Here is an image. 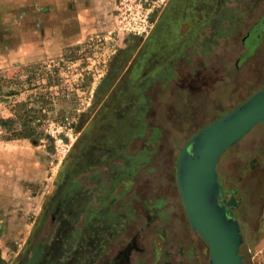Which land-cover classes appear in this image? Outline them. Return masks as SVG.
Segmentation results:
<instances>
[{
    "label": "rangeland",
    "instance_id": "rangeland-1",
    "mask_svg": "<svg viewBox=\"0 0 264 264\" xmlns=\"http://www.w3.org/2000/svg\"><path fill=\"white\" fill-rule=\"evenodd\" d=\"M173 1L181 8L165 13L159 29L170 30L178 47L149 71L154 44L144 47L142 65V39L114 30L70 46L59 60L0 69V118L20 128L14 108L24 102L38 110L32 124L40 133L35 144L5 140L0 126V181L15 193L0 198V264H18L26 247L29 264H113L128 246L119 264H207V247L190 228L176 188L175 159L200 126L264 86V0ZM125 74L128 83L119 84ZM117 84L116 98L107 101ZM81 135L83 144L119 147L72 176L98 188L64 235L49 216L32 235ZM215 169L221 185L247 192L230 196L243 264H264V124L225 149Z\"/></svg>",
    "mask_w": 264,
    "mask_h": 264
},
{
    "label": "water",
    "instance_id": "water-1",
    "mask_svg": "<svg viewBox=\"0 0 264 264\" xmlns=\"http://www.w3.org/2000/svg\"><path fill=\"white\" fill-rule=\"evenodd\" d=\"M256 123L264 124V87L196 131L177 153L176 188L190 228L207 247V264H243L239 226L227 209L233 201L223 197L215 167L220 154ZM129 248L116 260L126 253V261Z\"/></svg>",
    "mask_w": 264,
    "mask_h": 264
},
{
    "label": "crops",
    "instance_id": "crops-1",
    "mask_svg": "<svg viewBox=\"0 0 264 264\" xmlns=\"http://www.w3.org/2000/svg\"><path fill=\"white\" fill-rule=\"evenodd\" d=\"M115 3L116 0H0V69L44 57L59 60L70 46L86 39L108 38L113 35ZM6 184L0 181V198L15 196L3 188Z\"/></svg>",
    "mask_w": 264,
    "mask_h": 264
},
{
    "label": "flooded vegetation",
    "instance_id": "flooded-vegetation-1",
    "mask_svg": "<svg viewBox=\"0 0 264 264\" xmlns=\"http://www.w3.org/2000/svg\"><path fill=\"white\" fill-rule=\"evenodd\" d=\"M169 2V1H168ZM172 2V3H171ZM201 4V3H200ZM202 5H205L202 4ZM200 6V5H199ZM181 5L174 3L173 0H170V3H167L166 6L164 7L162 13L160 15H157L154 20V24L150 32L141 40L142 46H141V52H139L138 57L142 60V65H144L146 58L144 54H142V51L144 47L147 44H154V47H156V50L153 52L154 55H152L148 61V66L147 70L149 71L150 69L156 68L159 65V62L161 61V55L166 54V52H176V48L178 47V42L176 40L171 41V36H170V30H168L166 27H163L162 30L159 29L163 16L165 13H177ZM168 38V40H167ZM161 51V52H160ZM137 57V58H138ZM139 59V60H140ZM139 78L142 79V76L139 74ZM130 78L125 74L122 77L121 83L127 82ZM131 81V80H130ZM133 81V80H132ZM139 81V80H138ZM117 87L113 88L111 91L110 95L107 97V101L115 99V94L118 89V84L116 85ZM120 86V85H119ZM82 135L78 138V140L75 142L74 147L76 146L79 147L76 151L73 153V162L69 166V162L67 161L66 164L64 163V169L63 172L59 175L57 178V181L54 185L53 191L51 192V195L44 201L42 210L40 212L39 217L37 218V221L34 225V228L32 230V235H35L37 232V228L39 225L42 223L46 217L50 218V222L54 223L56 222L57 226V233L60 238L64 235L63 233L66 232L67 229H69L71 220L75 218L79 212L86 210V200L89 197V193H94V191L97 190L96 183L98 180V175L96 174L93 178V183H95V186H92L91 188H84L82 185L79 183V181L75 182L71 180L72 176L75 174H78L81 171H84L92 165H97L100 164L104 161V159L101 158L100 155L104 154H111L116 151L117 145L119 147V144H111L109 145L107 142V146L105 145L104 142H87L84 143L81 142ZM122 145L120 144V148ZM70 155V154H69ZM66 166V167H65ZM69 166V167H68ZM223 188V197L227 200L230 199V196L233 195L234 193H247L245 191H240L239 189L235 188H230L227 187L226 185L222 184ZM262 193V192H261ZM264 193V191H263ZM235 206L234 205H228L227 209L228 211L231 212V209H233ZM99 221V219L97 218ZM96 219H92L91 223H95L97 221ZM97 223H95L93 226H95ZM93 238V237H92ZM96 238V237H95ZM29 241H27L28 243ZM59 240H56V244L53 243L54 246L58 244ZM54 246H52L50 249H55ZM29 252V248L26 247L25 251L21 255L18 264H29L28 263V255L27 253ZM126 253H121L119 256V259L116 260L115 262L119 264L124 260V256Z\"/></svg>",
    "mask_w": 264,
    "mask_h": 264
},
{
    "label": "built area",
    "instance_id": "built-area-1",
    "mask_svg": "<svg viewBox=\"0 0 264 264\" xmlns=\"http://www.w3.org/2000/svg\"><path fill=\"white\" fill-rule=\"evenodd\" d=\"M166 0H116L113 30L118 34L145 37L153 27L156 11Z\"/></svg>",
    "mask_w": 264,
    "mask_h": 264
},
{
    "label": "trees",
    "instance_id": "trees-1",
    "mask_svg": "<svg viewBox=\"0 0 264 264\" xmlns=\"http://www.w3.org/2000/svg\"><path fill=\"white\" fill-rule=\"evenodd\" d=\"M260 24V23H258ZM253 43L256 44L257 41L260 40V36H256L255 34L252 35ZM264 86H260L255 91L261 89ZM254 91V92H255ZM145 108V107H144ZM14 118L15 120L20 124V128H15L13 126V119L12 118H0V126H3L6 132V136L4 137L5 140H13V139H29L32 141L33 144H35L39 138V132L37 131L36 127L33 123L34 120H37L38 117L36 116L38 110L33 109L32 107L26 106L24 102H19L15 105L14 108ZM223 113L216 114L214 117H212L208 122L200 126L196 131L204 127L205 125L209 124L211 121L216 119L218 116H220ZM195 131V132H196ZM194 132V133H195ZM193 133V134H194ZM192 134V135H193ZM221 155V154H220ZM241 246H239L238 253L241 255ZM242 257V256H241ZM3 261H1L2 263Z\"/></svg>",
    "mask_w": 264,
    "mask_h": 264
}]
</instances>
